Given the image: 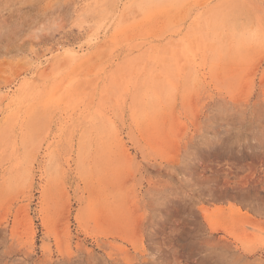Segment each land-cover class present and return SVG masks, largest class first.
Wrapping results in <instances>:
<instances>
[{
    "label": "rangeland",
    "instance_id": "1",
    "mask_svg": "<svg viewBox=\"0 0 264 264\" xmlns=\"http://www.w3.org/2000/svg\"><path fill=\"white\" fill-rule=\"evenodd\" d=\"M0 264H264V0H0Z\"/></svg>",
    "mask_w": 264,
    "mask_h": 264
},
{
    "label": "clouds",
    "instance_id": "2",
    "mask_svg": "<svg viewBox=\"0 0 264 264\" xmlns=\"http://www.w3.org/2000/svg\"><path fill=\"white\" fill-rule=\"evenodd\" d=\"M247 35L250 39H257L260 38L262 34L259 32V30H254L252 32L247 33Z\"/></svg>",
    "mask_w": 264,
    "mask_h": 264
}]
</instances>
